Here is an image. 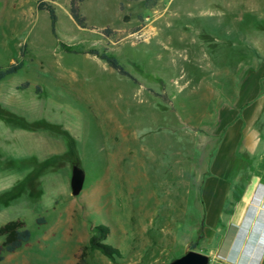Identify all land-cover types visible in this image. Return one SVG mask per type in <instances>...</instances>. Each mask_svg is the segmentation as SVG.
<instances>
[{
  "label": "rangeland",
  "instance_id": "374dc122",
  "mask_svg": "<svg viewBox=\"0 0 264 264\" xmlns=\"http://www.w3.org/2000/svg\"><path fill=\"white\" fill-rule=\"evenodd\" d=\"M41 1L56 9L57 35ZM256 1L84 0L81 28L71 0H0V67L24 63L0 81V226L20 219L32 233L2 264H114L98 250L83 256L101 225L121 264H169L191 250L216 264L224 220L264 160L261 136L256 152L238 147L223 175L212 171L223 136L212 87L244 61L240 31H264V20L249 25ZM229 2L252 8L235 14ZM75 163L86 175L78 196Z\"/></svg>",
  "mask_w": 264,
  "mask_h": 264
},
{
  "label": "crops",
  "instance_id": "0c3cea01",
  "mask_svg": "<svg viewBox=\"0 0 264 264\" xmlns=\"http://www.w3.org/2000/svg\"><path fill=\"white\" fill-rule=\"evenodd\" d=\"M240 6V5H239ZM237 4L229 2L227 8L235 10V14L247 13L248 8L255 10L259 15L252 19L256 23L264 20L261 12H264V0L254 2L252 7L237 9ZM245 20L239 18V22ZM231 34L232 30H228ZM242 40H245V59L240 62V68H232L228 76L219 88L212 89L216 96V105H222L219 111V125L214 132L220 135L223 132L217 155L212 165L215 174H224L227 167V160L236 152L238 147H244L246 151L254 153L260 145V137L264 136L261 130L256 128L258 121H264V31L262 28L254 27L240 31ZM231 82V83H230ZM231 122H234L233 124ZM256 172L258 178L254 181L264 183V160H260ZM218 184V183H217ZM248 196H245L243 203H247Z\"/></svg>",
  "mask_w": 264,
  "mask_h": 264
},
{
  "label": "trees",
  "instance_id": "16d2710c",
  "mask_svg": "<svg viewBox=\"0 0 264 264\" xmlns=\"http://www.w3.org/2000/svg\"><path fill=\"white\" fill-rule=\"evenodd\" d=\"M84 0H71V15L74 19V21L77 23L78 26L81 28H88V24L86 21V18L81 14V3ZM131 2H143L146 5L154 3L156 0H127ZM39 10H45L49 13L50 19H51V26H52V32L54 35H57L56 33V24L58 21V16L56 14L55 7L48 2L41 1L38 4ZM126 20H128V17H125ZM141 19L143 21V17L141 16ZM100 33L110 36L114 33V30L112 28H105L102 30H99ZM68 50H73L71 47H67ZM85 53L100 57L102 60H104L109 67L116 70L120 75L124 77H128L129 79L137 82V79L132 76L119 62V60L116 58L115 55L106 52L101 53L99 50L91 49ZM24 54V52H22ZM24 66V63L21 62H15L10 64L8 67L3 68L0 67V81L5 79L6 77L16 74L18 71H20ZM43 220H39V223H42ZM108 235V228L106 226H98L94 229L93 235L90 239V242L88 245L84 247L83 256H85L88 252L92 251H100L105 256L110 258L114 264H121L119 262V259L122 258V253L119 249L114 248L113 246H110L108 244L104 243V240L107 238ZM0 238H4L3 243L0 245V264H2L4 260V256L6 253H14L17 250H19L21 247H23L26 243H28L32 238L31 231L26 228V224L23 220H12L7 222L6 224L0 226ZM197 243H192L191 246L193 249L196 248Z\"/></svg>",
  "mask_w": 264,
  "mask_h": 264
},
{
  "label": "clouds",
  "instance_id": "9594fccd",
  "mask_svg": "<svg viewBox=\"0 0 264 264\" xmlns=\"http://www.w3.org/2000/svg\"><path fill=\"white\" fill-rule=\"evenodd\" d=\"M224 220L216 264H264V183L248 185Z\"/></svg>",
  "mask_w": 264,
  "mask_h": 264
},
{
  "label": "water",
  "instance_id": "95a60500",
  "mask_svg": "<svg viewBox=\"0 0 264 264\" xmlns=\"http://www.w3.org/2000/svg\"><path fill=\"white\" fill-rule=\"evenodd\" d=\"M85 171L80 163L73 165L71 189L74 196L80 195L85 183ZM209 255L196 250H191L180 258L175 259L169 264H209Z\"/></svg>",
  "mask_w": 264,
  "mask_h": 264
}]
</instances>
